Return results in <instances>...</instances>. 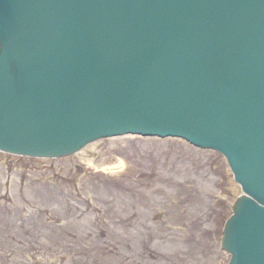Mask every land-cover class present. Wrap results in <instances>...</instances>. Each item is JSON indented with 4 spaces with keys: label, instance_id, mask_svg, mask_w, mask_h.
I'll return each instance as SVG.
<instances>
[{
    "label": "water",
    "instance_id": "water-1",
    "mask_svg": "<svg viewBox=\"0 0 264 264\" xmlns=\"http://www.w3.org/2000/svg\"><path fill=\"white\" fill-rule=\"evenodd\" d=\"M126 133L222 152L243 189L222 248L264 264V0H0V150Z\"/></svg>",
    "mask_w": 264,
    "mask_h": 264
},
{
    "label": "rangeland",
    "instance_id": "rangeland-1",
    "mask_svg": "<svg viewBox=\"0 0 264 264\" xmlns=\"http://www.w3.org/2000/svg\"><path fill=\"white\" fill-rule=\"evenodd\" d=\"M240 194L222 154L179 138L0 152V264H227L222 223Z\"/></svg>",
    "mask_w": 264,
    "mask_h": 264
},
{
    "label": "bare ground",
    "instance_id": "bare-ground-1",
    "mask_svg": "<svg viewBox=\"0 0 264 264\" xmlns=\"http://www.w3.org/2000/svg\"><path fill=\"white\" fill-rule=\"evenodd\" d=\"M217 185H219V182H216Z\"/></svg>",
    "mask_w": 264,
    "mask_h": 264
}]
</instances>
